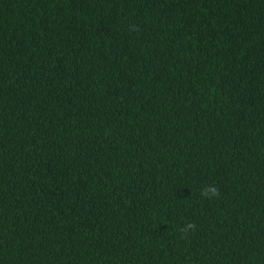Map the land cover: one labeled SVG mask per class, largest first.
Listing matches in <instances>:
<instances>
[{"label": "trees", "instance_id": "trees-1", "mask_svg": "<svg viewBox=\"0 0 264 264\" xmlns=\"http://www.w3.org/2000/svg\"><path fill=\"white\" fill-rule=\"evenodd\" d=\"M0 264H264V0H0Z\"/></svg>", "mask_w": 264, "mask_h": 264}, {"label": "clouds", "instance_id": "clouds-1", "mask_svg": "<svg viewBox=\"0 0 264 264\" xmlns=\"http://www.w3.org/2000/svg\"><path fill=\"white\" fill-rule=\"evenodd\" d=\"M136 30V26L132 25L129 28V31H135ZM220 195V190L218 187H216L215 184L212 185H205L201 190H200V196L203 199H207L209 201L219 197ZM196 229V225L194 222H185V224L179 228V232L181 233L182 238H186L187 235L190 232H194Z\"/></svg>", "mask_w": 264, "mask_h": 264}]
</instances>
